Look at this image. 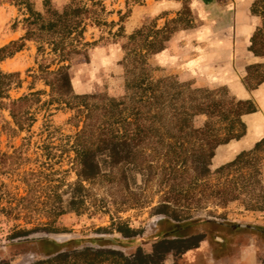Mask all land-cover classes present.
Listing matches in <instances>:
<instances>
[{"label":"trees","instance_id":"1","mask_svg":"<svg viewBox=\"0 0 264 264\" xmlns=\"http://www.w3.org/2000/svg\"><path fill=\"white\" fill-rule=\"evenodd\" d=\"M180 1L182 7L176 16L167 18L162 27L150 22L127 36L122 45L123 93L118 96L105 92L74 93L69 64L65 63L74 54H86L98 42L86 40L89 26L118 24L107 20L106 14L110 11L106 10L103 0H68L61 8L53 7L50 0H43L41 10L31 0L14 2L21 11L24 33L0 47V62L21 50L26 41L35 42L40 54L48 50L52 56L50 63L56 68L49 69V64L39 66L40 78L50 88L47 103L68 106L75 112L72 116L77 118L75 126L79 127L80 122L81 125L70 143L76 179L67 184V190L59 192V185H54L41 202L32 194L36 182H27L26 194L18 198L0 194V216L16 220L30 217L29 211L39 213L41 209L47 219L34 228L16 224L7 239L31 242L28 234L38 227L59 232L53 226L59 215L85 209L88 185L122 182L128 189L133 170L143 174L145 180H157L161 194L152 210L155 221L167 226L156 234L151 253L138 249L128 256L117 247L105 246L107 242L137 239L136 229L116 221L109 227L99 228L89 238H80L83 243L80 247L73 245L72 238L33 240L43 243L44 249L39 252L40 257L26 264H159L162 253L180 254L197 247L202 237L189 229L199 221L221 227L228 225L231 231H262L261 226L192 217L193 210L210 205L224 208L232 202H239L246 210L264 211V136L252 148L211 168L216 148L244 135L246 125L241 116L256 111L257 106L251 99L236 98L226 86H195L174 74H153L156 68L150 64L149 57L162 50L174 32L194 26L190 0ZM134 3L141 1L134 0ZM250 12L260 17L261 24L250 37L248 50L264 55V0H253ZM117 13L120 22L126 15ZM121 28L115 32L109 29V32L116 35ZM263 80L264 63L246 67L242 79L245 88L252 89ZM20 83L18 72L0 69V98H8V91ZM40 94L38 90L10 100L7 108L18 131L33 122L34 116L26 104L40 101ZM8 157L0 154L3 160ZM37 203L43 207H36ZM24 209L27 212L22 215ZM0 264L7 263L0 260Z\"/></svg>","mask_w":264,"mask_h":264},{"label":"rangeland","instance_id":"2","mask_svg":"<svg viewBox=\"0 0 264 264\" xmlns=\"http://www.w3.org/2000/svg\"><path fill=\"white\" fill-rule=\"evenodd\" d=\"M17 0H0V47L11 40L18 39L24 28L21 22V11L14 2ZM36 9L41 10L43 0H31ZM134 3V0H103L108 21L118 22L114 26H89L85 33L86 40H98L94 46L87 49L86 54H74L65 63L69 64L68 74L71 89L76 94L105 92L112 96L123 93L124 77L121 63L124 51L122 45L127 36L135 29L155 22L156 27H162L167 18L166 12H154L152 5L156 0H146ZM180 1V0H178ZM225 1V0H218ZM53 7L61 8L68 0H50ZM126 16L119 22V14ZM194 17V15H193ZM212 17V16H211ZM194 17V25L198 24ZM200 23V21H199ZM122 26L121 31L112 35ZM52 56L46 50L45 54L37 52L36 43L26 41L24 47L12 57L0 62V69L5 72H18L21 83L8 91V98H0V154L10 157L0 158V194L5 198L20 197L26 194V183L36 185L32 192L38 196L40 202L54 185H59L58 191L68 189V183L76 179L72 162L73 152L70 150L72 136L79 129L75 126L76 119H72L74 110L64 104L47 103L50 98V88L40 78V64H49V69L56 68L50 63ZM155 67L153 74L161 76L168 74L162 67ZM216 87V86H210ZM41 91L40 101H28L26 106L34 116L33 122L24 125L23 130L17 129L9 115L10 100L35 91ZM2 102V103H1ZM225 156L211 160V168L223 164L218 163ZM225 163V162H224ZM264 179V176H263ZM159 187L157 180H145L139 171L132 172L128 178V189L124 183L109 184L94 183L88 185V195L85 209L80 213L67 212L59 215L53 226L59 232H47L38 227L28 234L31 242H14L7 239L12 228L18 224L26 228L39 226L47 219L42 210H32L30 217L8 219L0 216V260L7 264H26L40 257L39 252L44 249L43 243L33 240L45 237L57 239H74L73 245L80 247L81 239L97 234L99 228L109 227L112 222L123 221L138 231L136 240L124 243H105V246L117 247L128 256L135 254L138 249L144 253L153 251L155 236L167 226L157 222L152 207L158 204ZM67 197V193L63 194ZM35 199V198H34ZM36 207L42 208L41 203ZM27 209L22 211V215ZM193 218L209 219L215 222L237 223L246 226H261L262 231L234 230L230 226H217L199 221L190 231L202 237L197 247L183 253L169 251L162 253L159 264H264V211L246 210L239 202H232L222 208L210 205L206 208L193 210ZM260 229V227L258 228ZM236 234H235V233ZM115 233H109L113 236ZM81 238V239H80ZM79 239V240H78Z\"/></svg>","mask_w":264,"mask_h":264},{"label":"crops","instance_id":"3","mask_svg":"<svg viewBox=\"0 0 264 264\" xmlns=\"http://www.w3.org/2000/svg\"><path fill=\"white\" fill-rule=\"evenodd\" d=\"M252 1L190 0V9L200 23L174 32L165 47L150 56L152 62L181 81H191L195 86H226L236 98L251 99L256 104V111L241 116L246 125L244 135L216 148L214 160L225 156L218 165L252 148L264 136V80L252 89L242 82L248 65L264 63V55L248 50L250 37L261 24L260 17L250 12ZM152 5L156 10L151 15L164 11L171 17L182 2L156 0Z\"/></svg>","mask_w":264,"mask_h":264}]
</instances>
